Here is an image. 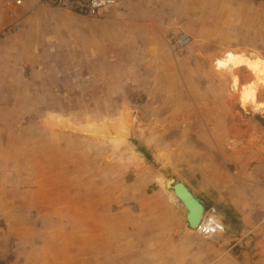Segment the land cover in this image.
<instances>
[{"label":"rangeland","instance_id":"1","mask_svg":"<svg viewBox=\"0 0 264 264\" xmlns=\"http://www.w3.org/2000/svg\"><path fill=\"white\" fill-rule=\"evenodd\" d=\"M10 1L0 0V264H264L252 184L264 174V110L240 96L252 83L264 101V81L216 68L228 52L264 59V0H152L141 24L39 0L12 13ZM169 178L207 204L237 202L206 208L215 239L189 227Z\"/></svg>","mask_w":264,"mask_h":264},{"label":"built area","instance_id":"2","mask_svg":"<svg viewBox=\"0 0 264 264\" xmlns=\"http://www.w3.org/2000/svg\"><path fill=\"white\" fill-rule=\"evenodd\" d=\"M122 0H39L40 5L59 8L81 16L90 18H103L110 11L117 8ZM17 6H21L22 1L17 0ZM19 23L17 24V27ZM178 46H185L190 42V37L186 33H181L175 39ZM219 226L211 220L202 221L196 230L206 239H215Z\"/></svg>","mask_w":264,"mask_h":264},{"label":"crops","instance_id":"3","mask_svg":"<svg viewBox=\"0 0 264 264\" xmlns=\"http://www.w3.org/2000/svg\"><path fill=\"white\" fill-rule=\"evenodd\" d=\"M149 1L152 2V0H122L121 4L117 8L113 9L112 11H110L105 17H109V16L110 17H115L117 15L127 14V15L131 16V18L133 19L135 24H141L142 23L141 21H142L143 18L145 19L146 23H149L150 21L146 17L147 13L150 14V15L153 14L152 9L148 6L149 3H150ZM36 2H38V0ZM37 4L38 3H34V0H25L24 5H21V6L15 5L11 1L7 3V5L9 7L13 8L12 10H10L12 13H16V11H18L20 8H22V9H20V11L23 14L24 13L26 14V13H29V12L32 13L33 10H35L34 8L37 7ZM139 18H141V19H139ZM23 23H24L23 30H25L24 29L25 28V22L23 21ZM17 24L18 23H15L14 27H17ZM109 122L113 123L115 121H109ZM75 123L76 122L73 121V124H75ZM121 135H123V138L124 137L126 138V136L123 133H121L120 135L116 136V138L120 139ZM253 177L255 178V180H253V183H252V184H255V185H253V188H255V192L257 193V196H259V200H257V201L263 202L262 204L264 205V199H262V197H260L264 193V174H262L260 172H257V174H255V173L252 174V178ZM163 186L166 188V181L164 182ZM168 190H171V189H168ZM172 194H173V196H175L173 190H172ZM214 201L215 202L213 203V205L205 203L206 208H209V206L211 208H215V206L219 207L220 205L228 206L230 203H231V205H236V203H237L236 201L231 202L229 199H225V200L221 199V196H218L217 198H215ZM182 205H183V203H182Z\"/></svg>","mask_w":264,"mask_h":264},{"label":"bare ground","instance_id":"4","mask_svg":"<svg viewBox=\"0 0 264 264\" xmlns=\"http://www.w3.org/2000/svg\"><path fill=\"white\" fill-rule=\"evenodd\" d=\"M253 55H248L245 53L228 52L227 55L222 60H219L216 63V68L219 70H223V69L232 70L241 66H246L250 70H252L253 74L258 79H263L264 81V59L260 57H255ZM234 82L235 85H237L238 82L236 78ZM240 96L244 103V108L250 107L251 110L253 109L257 113L262 112L264 110V101H259L257 99V93L252 83H250L245 87H241ZM166 188H167V181H166ZM205 220H206V216H203L202 221Z\"/></svg>","mask_w":264,"mask_h":264},{"label":"water","instance_id":"5","mask_svg":"<svg viewBox=\"0 0 264 264\" xmlns=\"http://www.w3.org/2000/svg\"><path fill=\"white\" fill-rule=\"evenodd\" d=\"M167 189H172L178 200H180L186 208V219L189 227L193 230H197L206 212L205 202L193 194L185 183L176 181L175 178H169L167 180Z\"/></svg>","mask_w":264,"mask_h":264}]
</instances>
